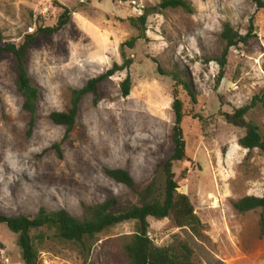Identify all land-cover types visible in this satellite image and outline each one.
<instances>
[{
  "label": "rangeland",
  "instance_id": "obj_1",
  "mask_svg": "<svg viewBox=\"0 0 264 264\" xmlns=\"http://www.w3.org/2000/svg\"><path fill=\"white\" fill-rule=\"evenodd\" d=\"M0 0V30L5 42L20 46L38 27L56 25L69 11V23L40 39L29 51L27 71L39 89L33 127L15 84V65L0 57V214L33 217L41 209L65 210L81 219L84 206L109 197L121 206L137 203L133 191L105 170L130 172L138 188L163 179L159 165L173 153L174 82L178 73L197 90L192 104L182 87L183 140L186 159L174 164L180 195L189 198L202 228L197 235L181 227L173 214L149 219V236L157 247L176 241L194 251L192 264H264L261 210L239 213L234 204L264 196V155L239 145L245 130L229 125L223 114L264 97V8L254 0H191L193 12L160 10L161 0ZM156 8L157 10H154ZM145 10L146 32L133 49L130 70L99 87V103L87 96L80 104L70 137L50 120L70 108L71 93L83 88L113 64H123L122 45L139 36L129 22ZM229 24L246 38L229 52L219 81ZM130 76V95L120 85ZM219 81V82H218ZM264 133V102L246 118ZM58 147V149H56ZM187 170V178H183ZM133 222L96 237L89 250L49 238L37 245L38 264H125L126 240ZM39 232H33L38 235ZM18 236L0 223V264H24Z\"/></svg>",
  "mask_w": 264,
  "mask_h": 264
},
{
  "label": "trees",
  "instance_id": "obj_2",
  "mask_svg": "<svg viewBox=\"0 0 264 264\" xmlns=\"http://www.w3.org/2000/svg\"><path fill=\"white\" fill-rule=\"evenodd\" d=\"M258 8H264V0H254ZM54 3L58 5L57 1ZM63 13L58 18L56 25L51 27L40 26L37 30L25 37L24 43L16 46L5 42L0 30V57L13 61L16 73V88L23 98V110L28 113L31 129L35 122L39 101V89L33 84L27 71V58L30 49L42 38H48L69 23L71 11L62 7ZM157 9L160 10H182L187 13L193 12L191 0H161ZM154 8V10H157ZM150 16L149 10H145L139 18H130L131 25L138 30L139 36L122 45L121 56L123 64H113L112 68L91 79L87 84L71 93L70 108L66 112L52 113L50 120L58 126H64L66 133L64 141L67 140L76 123L81 102L87 97H93V104L99 103L100 85L116 76L118 73L130 70L133 59L126 56L125 47L133 49L136 42L143 38L146 32V24ZM224 49L221 57L217 60L220 66L219 81L224 74L229 52L239 43L246 42L238 32L226 24L222 35ZM158 72L168 75L174 84L173 112L175 124L172 132L173 153L171 157L159 165L162 170L163 179H153L147 186L138 188L129 171L124 169L105 170L108 177L128 187L137 197L136 204L121 206L119 199L109 197L103 203L84 206V214L81 219L71 216L65 210L48 212L41 209L33 217L11 216L0 214V223L18 236V245L24 253V264H38L39 252L37 245H42L49 238L57 239L66 243L74 244L82 251L89 250L91 243L96 237L120 224L133 222L135 233L124 243L123 251L125 264H192L194 251L191 246L183 241H176L166 247H157L149 236V219L163 220L173 214L175 221L181 227H189L195 234L200 233L202 228L198 217L194 214V207L189 198L177 193L179 186L173 171L174 164L186 159V143L183 140L182 123L185 117L183 102L178 97V87H182L190 98L192 104H197V90L188 80L183 79L178 73H165L161 67ZM218 81V82H219ZM124 97H128L132 88V79L128 75L120 85ZM264 102L263 98L256 97L251 104L234 110L231 114H223L222 117L236 128L245 130V135L239 140V145L248 151L259 150L264 155V133L253 121H248V113L256 107V102ZM58 149V147H56ZM187 178V170L183 173ZM239 213L261 210L260 232L264 236V196L245 197L234 204ZM33 232H39L33 235Z\"/></svg>",
  "mask_w": 264,
  "mask_h": 264
},
{
  "label": "water",
  "instance_id": "obj_3",
  "mask_svg": "<svg viewBox=\"0 0 264 264\" xmlns=\"http://www.w3.org/2000/svg\"><path fill=\"white\" fill-rule=\"evenodd\" d=\"M22 256H24V253H22Z\"/></svg>",
  "mask_w": 264,
  "mask_h": 264
}]
</instances>
